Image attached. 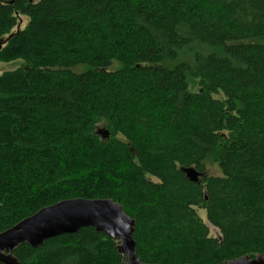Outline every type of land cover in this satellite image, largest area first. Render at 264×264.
Listing matches in <instances>:
<instances>
[{
    "label": "trees",
    "instance_id": "1",
    "mask_svg": "<svg viewBox=\"0 0 264 264\" xmlns=\"http://www.w3.org/2000/svg\"><path fill=\"white\" fill-rule=\"evenodd\" d=\"M15 61L0 75V234L110 199L144 264L264 256V0H0V62ZM118 245L85 228L13 256L122 264Z\"/></svg>",
    "mask_w": 264,
    "mask_h": 264
},
{
    "label": "water",
    "instance_id": "2",
    "mask_svg": "<svg viewBox=\"0 0 264 264\" xmlns=\"http://www.w3.org/2000/svg\"><path fill=\"white\" fill-rule=\"evenodd\" d=\"M105 138L104 131L99 132ZM187 178L198 182L199 174L193 169L184 170ZM135 222L112 200L71 199L45 207L0 234V263L18 264L13 251L22 244L33 249L44 242L62 236L76 234L79 230L93 228L107 238L118 241L122 264H144L136 256L133 241ZM221 264H264V256H247Z\"/></svg>",
    "mask_w": 264,
    "mask_h": 264
},
{
    "label": "rangeland",
    "instance_id": "3",
    "mask_svg": "<svg viewBox=\"0 0 264 264\" xmlns=\"http://www.w3.org/2000/svg\"><path fill=\"white\" fill-rule=\"evenodd\" d=\"M26 24V20L25 18H22L20 20V23H19V27L18 28H23ZM23 65V62L22 61H15V62H11V63H1L0 62V75L4 72H7V71H11V70H14L16 68H19ZM117 66H119L118 63H116ZM116 66V68H117ZM81 68H85L84 66H82ZM115 68V67H114ZM86 69V68H85ZM77 70V69H76ZM193 90L195 89V87L193 86L192 88ZM99 131L103 129L102 125H99ZM208 175H212V176H218L219 175V172L217 170V168L215 166H208ZM198 213V216L201 218V220L206 224V226L209 228V234L212 236V237H218L219 234H218V231L212 227L206 220V214L204 211L202 210H198L197 211Z\"/></svg>",
    "mask_w": 264,
    "mask_h": 264
}]
</instances>
